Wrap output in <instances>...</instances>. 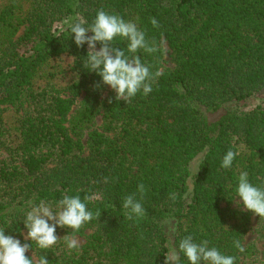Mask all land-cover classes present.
<instances>
[{
  "label": "trees",
  "instance_id": "1",
  "mask_svg": "<svg viewBox=\"0 0 264 264\" xmlns=\"http://www.w3.org/2000/svg\"><path fill=\"white\" fill-rule=\"evenodd\" d=\"M101 8L158 46L136 53L161 75L130 103L103 98L108 85L84 68L88 45L70 31ZM127 44L113 42L131 56ZM262 91L264 0H0V228L49 264H165L188 235L235 264H262L244 241L252 217L264 218L234 204L241 172L264 187V105L227 106ZM229 150L238 155L225 169ZM140 183L146 215L128 220L122 202L140 198ZM64 195H92L87 208L101 215L79 232L57 226V244L40 249L26 239V213L41 200L55 210ZM65 235L86 240L69 250Z\"/></svg>",
  "mask_w": 264,
  "mask_h": 264
},
{
  "label": "clouds",
  "instance_id": "2",
  "mask_svg": "<svg viewBox=\"0 0 264 264\" xmlns=\"http://www.w3.org/2000/svg\"><path fill=\"white\" fill-rule=\"evenodd\" d=\"M154 28L160 25L155 18H150ZM70 31L74 34L77 47L88 45V53L83 66L89 71L96 72L104 85H108L116 93V100L130 103L131 99L142 91L147 96L152 92V84L161 72L150 71V65L142 63L136 53L143 50L146 53H155L158 50L156 42L148 41L145 33L138 29L137 25L125 21L117 14H109L103 8L97 11L93 23L89 27L84 22H76L70 25ZM91 32L92 35H88ZM120 37L128 41L127 51L132 55H126L123 50L113 46L114 40ZM97 42L101 47L96 50ZM111 102V101H110ZM238 153L229 150L222 158L221 167L231 168L233 160ZM107 182V180H105ZM143 183L138 185L140 198L135 193L124 197L122 207L127 210L125 216L128 220L139 221L146 215L142 200L145 194ZM236 197L243 208L264 218V187L254 186L247 172H241L238 177ZM93 199L92 195H85L83 200L80 195H64L56 204L52 205L41 200L38 205H32L27 211L24 226L27 229L26 239L35 242L40 249H49L57 244L59 238L56 228L66 227L74 232H79L85 224L93 219H99L101 212L93 214L88 210L87 202ZM51 222V223H50ZM69 250L79 249L80 242L76 237H63ZM234 247L240 252L245 249L240 240H234ZM32 245L21 244L19 239L12 235H6L4 228H0V264H49L44 255L29 258L26 256ZM186 257L189 264H235L236 257L222 254L216 247H209L208 241L194 242L193 236L182 238L178 250L166 253L165 264H180V254Z\"/></svg>",
  "mask_w": 264,
  "mask_h": 264
},
{
  "label": "rangeland",
  "instance_id": "3",
  "mask_svg": "<svg viewBox=\"0 0 264 264\" xmlns=\"http://www.w3.org/2000/svg\"><path fill=\"white\" fill-rule=\"evenodd\" d=\"M61 25L62 23H59L56 25V27H61ZM22 33H23V30L20 31L19 35H21ZM165 65L166 66L172 65L169 56H167V63ZM112 91L114 92V90H112L110 86H107L106 90L104 91L103 98H105ZM81 99L82 97L78 99V102ZM259 104L264 105V91L260 92L259 94L245 101L230 102L227 106L229 109H234L237 111H247V110L254 108L256 105H259ZM75 108L76 107H74V109ZM220 113L221 111L212 113L210 115V118L215 119L220 115ZM102 122H103V114L99 113L95 118V127L100 128L102 125ZM238 202L239 201H237V203L234 204V206L243 208V205H241V203H238ZM173 224H174V221L170 223L171 231L174 228ZM262 229L264 231V223L260 219L256 218L255 216L252 217L251 229L247 233L244 243L245 245H251L253 247L256 253L255 259H257L259 263L264 264V236L261 232ZM76 238L79 240L80 244L84 243L86 240L84 236H76ZM172 250H174L173 247H171L170 251Z\"/></svg>",
  "mask_w": 264,
  "mask_h": 264
}]
</instances>
